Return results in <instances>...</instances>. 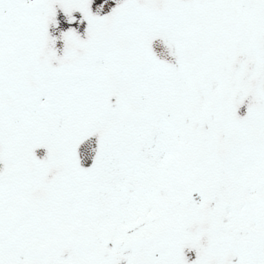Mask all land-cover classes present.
Returning <instances> with one entry per match:
<instances>
[{
  "label": "snow or ice",
  "instance_id": "1",
  "mask_svg": "<svg viewBox=\"0 0 264 264\" xmlns=\"http://www.w3.org/2000/svg\"><path fill=\"white\" fill-rule=\"evenodd\" d=\"M0 264H264V0H0Z\"/></svg>",
  "mask_w": 264,
  "mask_h": 264
}]
</instances>
